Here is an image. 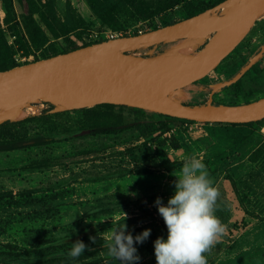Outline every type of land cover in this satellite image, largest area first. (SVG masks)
I'll use <instances>...</instances> for the list:
<instances>
[{"label":"rangeland","instance_id":"obj_1","mask_svg":"<svg viewBox=\"0 0 264 264\" xmlns=\"http://www.w3.org/2000/svg\"><path fill=\"white\" fill-rule=\"evenodd\" d=\"M54 1L57 33L69 31L68 37L81 44L107 40L109 31L116 37L144 33L189 18L190 14L197 15L219 0H188L152 16L149 13L157 4L173 0H139L119 12L115 31L102 26L87 0ZM13 15L14 23L24 32L17 6ZM5 17L0 0V25L10 41L14 36ZM78 32L83 33L81 41L76 39ZM93 35L98 38L93 39ZM49 36V44L60 50V41ZM263 42L264 16L230 55L194 85L180 91L184 95L180 101L207 102L212 87L229 79ZM205 43L206 39L198 43L192 55ZM177 46L178 42L163 43L153 52L167 55ZM48 47L37 54H48ZM16 57L20 63L35 59V55L23 57L20 53ZM262 62L264 65V59ZM246 80L216 93L213 100L241 104L248 98L261 97L264 87L251 93ZM35 105L23 109L24 117L0 128V137L49 139L43 146L0 153V193H12L0 196V264H84L96 260L121 264L107 255L103 244L110 229L123 223L126 234L133 237L151 229L142 244L134 242L140 257L134 264H157L154 242L158 237L166 240L168 230L155 201L160 197L167 205L175 192L174 171L178 173L184 160L193 155L203 157L213 186L220 192L214 214L226 228L218 243L204 254L208 264H264V119L252 127L196 124L140 109L115 107L113 113L121 115L128 128L93 135L82 110L54 116L47 112L49 104ZM32 115L43 118L22 123ZM160 123H166L169 130L155 131ZM41 163H45L44 168L38 167ZM171 163L180 165L171 171L163 168ZM78 240L90 249L98 248L72 259L67 253ZM54 241L67 246L53 248Z\"/></svg>","mask_w":264,"mask_h":264},{"label":"water","instance_id":"obj_2","mask_svg":"<svg viewBox=\"0 0 264 264\" xmlns=\"http://www.w3.org/2000/svg\"><path fill=\"white\" fill-rule=\"evenodd\" d=\"M262 16L264 0H224L157 29L107 39L0 71V125L20 119L16 116L21 110L40 102L50 105L47 112L51 114L112 104L190 122L261 121L264 97L225 104L215 102L213 96L239 82L264 57V44L229 79L212 87L207 102L188 104L172 94L194 85L212 71ZM187 38L206 39L193 57L153 52L160 44Z\"/></svg>","mask_w":264,"mask_h":264},{"label":"trees","instance_id":"obj_3","mask_svg":"<svg viewBox=\"0 0 264 264\" xmlns=\"http://www.w3.org/2000/svg\"><path fill=\"white\" fill-rule=\"evenodd\" d=\"M139 0H87V3L90 7V10L96 16L102 26L115 31L118 29L119 21L118 14L119 12L128 7L137 3ZM188 0H173L171 3L169 2H160L154 8V11L149 13L152 15L155 12H162L171 10L177 6L183 5ZM224 0H219L213 4L207 5L203 8V11L209 8H212L216 4H219ZM4 4V9L6 12V17L4 22L8 25L9 30L12 32V36H14L12 45L9 43V39L5 29L0 25V71L8 70L14 68L16 66H20L23 64L29 63V61H25L24 63H20L17 59V54L20 53L23 57H29L31 55H35L34 61H38L41 59L49 58L61 53H67L69 51L78 49L80 47L88 46L96 42L104 41L106 39L99 40H91L84 41L81 44H77L70 37H68L69 31H64L62 35L57 33L55 29V1L54 0H46L43 2L42 0H2ZM18 8L20 11V16L22 19L23 29L22 32L19 29V24L14 23L13 11L14 7ZM195 14H190L189 17L194 16ZM148 18V17H147ZM177 22V21H175ZM172 22V23H175ZM155 27L154 29H157ZM47 30V31H46ZM53 36L55 40L60 41V50H58L54 44H49L51 38L49 34ZM82 32H78L76 34L77 40H82ZM137 33H135L136 35ZM123 36H128L127 34ZM47 46L50 52L43 56H39L37 53L44 50ZM254 99H246L242 103L250 102ZM236 104V103H232ZM115 105L112 104H102L95 106L93 108L82 109L84 112L86 119L88 121V130H92L93 135L97 134H113L118 132L121 128L124 127L123 119L121 115H116L113 113V109ZM127 108V107H123ZM62 113H57L54 116L61 115ZM164 116V115H162ZM47 117H52L49 115ZM46 117V118H47ZM168 117V116H165ZM43 117L32 116L26 118L22 123L34 122L40 120ZM171 118V117H168ZM173 120H180L176 118H171ZM186 121V120H182ZM262 121H258L256 123H260ZM256 123H246V124H232L234 126H247L252 127ZM7 124L0 126V128H6ZM169 130V126L166 123H160L155 128V131H160L161 133H165ZM4 137L5 139H2ZM0 137V153L1 152H11L15 150H22L30 147L43 146L48 144L49 139L44 136H37L30 139H25L24 137H15V138H6V136ZM180 163H171L163 165V168L167 171H171L174 168L178 167ZM39 168H44L45 163H41L38 166ZM12 195L11 192L0 193V196ZM55 247L64 248L67 245L65 243L54 241ZM57 244V245H56ZM39 264V263H38ZM42 264V263H40ZM84 264H103L102 261L96 260L91 261Z\"/></svg>","mask_w":264,"mask_h":264},{"label":"clouds","instance_id":"obj_4","mask_svg":"<svg viewBox=\"0 0 264 264\" xmlns=\"http://www.w3.org/2000/svg\"><path fill=\"white\" fill-rule=\"evenodd\" d=\"M173 175L176 177L174 195L166 206L160 197L155 201L168 230L166 240L158 237L154 242L157 264H208L204 254L210 252L226 232L225 226L214 214L220 192L213 186L203 157L193 155L186 158L180 171H174ZM126 227L123 223L110 229L103 247L109 257L121 264H134L140 259L134 242L142 244L151 229L133 237L130 233L126 234ZM90 239L96 243L95 238ZM86 250L92 251L78 240L67 255L76 259Z\"/></svg>","mask_w":264,"mask_h":264},{"label":"flooded vegetation","instance_id":"obj_5","mask_svg":"<svg viewBox=\"0 0 264 264\" xmlns=\"http://www.w3.org/2000/svg\"><path fill=\"white\" fill-rule=\"evenodd\" d=\"M264 44V42L259 46V48L257 50L260 49V47ZM255 50L252 55L257 51ZM251 55V56H252ZM250 56V57H251ZM249 59V58H248ZM264 59V57L259 61L257 62L244 76L241 80H243L244 78H247L246 80V85L248 86L247 87V90L250 91L251 93H254L256 90H263L262 88L264 87V82L263 83H260V80L262 79L264 81V65H263V62L262 60ZM246 62V61H245ZM245 62L238 68V70L245 64ZM252 72V73H251ZM249 73H251L249 75ZM240 80V81H241ZM239 81V82H240ZM239 82H237L236 84H238ZM234 84V85H236ZM253 87V88H252ZM227 89V88H226ZM225 90V89H223ZM263 91H261L262 93ZM215 95V94H214ZM261 97H264V93H262V96ZM259 97V98H261ZM258 99V98H257ZM256 100V99H254ZM256 123V122H254Z\"/></svg>","mask_w":264,"mask_h":264},{"label":"bare ground","instance_id":"obj_6","mask_svg":"<svg viewBox=\"0 0 264 264\" xmlns=\"http://www.w3.org/2000/svg\"><path fill=\"white\" fill-rule=\"evenodd\" d=\"M201 41H203V38H187L180 40L178 41V46L176 47V49L174 51H171L169 53V56L193 57L194 55H192V51L194 50L195 46ZM172 97L178 100L184 99V95L180 93H173ZM24 115H25L24 110H21L17 114L16 118L24 117Z\"/></svg>","mask_w":264,"mask_h":264},{"label":"built area","instance_id":"obj_7","mask_svg":"<svg viewBox=\"0 0 264 264\" xmlns=\"http://www.w3.org/2000/svg\"><path fill=\"white\" fill-rule=\"evenodd\" d=\"M115 37H116V35H115L114 32H111V31L107 32V38L111 39V38H115ZM92 38L93 39H97L98 36L97 35H93ZM9 43L12 44L13 40H10ZM187 122H190V121H187ZM194 123L199 124L201 122H194Z\"/></svg>","mask_w":264,"mask_h":264}]
</instances>
